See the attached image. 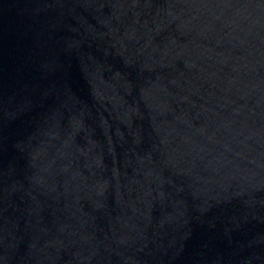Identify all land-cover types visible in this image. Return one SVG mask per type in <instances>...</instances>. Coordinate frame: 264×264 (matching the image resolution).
I'll return each mask as SVG.
<instances>
[{
  "label": "water",
  "instance_id": "water-1",
  "mask_svg": "<svg viewBox=\"0 0 264 264\" xmlns=\"http://www.w3.org/2000/svg\"><path fill=\"white\" fill-rule=\"evenodd\" d=\"M0 264H264V0H0Z\"/></svg>",
  "mask_w": 264,
  "mask_h": 264
}]
</instances>
